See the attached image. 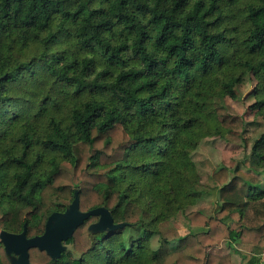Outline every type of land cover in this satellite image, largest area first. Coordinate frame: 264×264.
I'll return each mask as SVG.
<instances>
[{
    "label": "trees",
    "instance_id": "1",
    "mask_svg": "<svg viewBox=\"0 0 264 264\" xmlns=\"http://www.w3.org/2000/svg\"><path fill=\"white\" fill-rule=\"evenodd\" d=\"M246 81L264 120V0H0V264L19 259L2 232L43 235L75 200L114 227L93 216L30 264H238L224 242L255 264L235 246L264 250V134L245 169L202 182L192 158L245 133L217 99ZM206 194L214 214L187 213Z\"/></svg>",
    "mask_w": 264,
    "mask_h": 264
},
{
    "label": "rangeland",
    "instance_id": "2",
    "mask_svg": "<svg viewBox=\"0 0 264 264\" xmlns=\"http://www.w3.org/2000/svg\"><path fill=\"white\" fill-rule=\"evenodd\" d=\"M255 85L256 82L249 81L240 85L237 88V100H233L230 97L217 99V102L221 106L227 108L232 115L243 116L246 120L247 127L245 133L242 135L232 133L227 134L223 138H208L200 144L198 150L193 153L192 158L199 171L202 182H205L210 174L217 172L223 166H228L232 169L238 166L244 168L243 162L245 158L250 155L253 143L264 134V120L260 117H256L250 108L254 103L252 93ZM243 139L249 140V149L245 148ZM259 176L264 183V168L260 169ZM217 207L218 196L215 194H206L196 205L190 207L187 213L200 211L210 216L214 214ZM174 224L179 229L182 236H186L195 231L183 214H179L174 219ZM153 246L154 248L158 247V238H154ZM235 249L239 252L243 251L253 255L256 259L255 264H264V250L262 251L255 247L244 248L237 245ZM68 250L72 251L75 257L76 254L72 246H68ZM222 251L224 254H230L235 263L240 264L243 260V257L239 253H236L233 248L229 246L228 242L223 243Z\"/></svg>",
    "mask_w": 264,
    "mask_h": 264
},
{
    "label": "water",
    "instance_id": "3",
    "mask_svg": "<svg viewBox=\"0 0 264 264\" xmlns=\"http://www.w3.org/2000/svg\"><path fill=\"white\" fill-rule=\"evenodd\" d=\"M93 216L101 217L98 227L102 229L114 227L107 209L97 208L86 213H79L78 200H75L65 217L56 216L57 218H54L55 224L52 221L47 224L43 235L29 239L27 236L28 229L25 227L21 234L2 232L1 241L8 253H13L19 257L15 264H30L29 251L35 248L47 251L49 255L57 258L64 250L63 244L73 237L76 231Z\"/></svg>",
    "mask_w": 264,
    "mask_h": 264
},
{
    "label": "crops",
    "instance_id": "4",
    "mask_svg": "<svg viewBox=\"0 0 264 264\" xmlns=\"http://www.w3.org/2000/svg\"><path fill=\"white\" fill-rule=\"evenodd\" d=\"M263 251V250H262ZM261 253V252H260Z\"/></svg>",
    "mask_w": 264,
    "mask_h": 264
}]
</instances>
